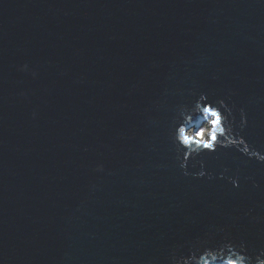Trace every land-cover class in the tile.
Wrapping results in <instances>:
<instances>
[{"label": "water", "instance_id": "1", "mask_svg": "<svg viewBox=\"0 0 264 264\" xmlns=\"http://www.w3.org/2000/svg\"><path fill=\"white\" fill-rule=\"evenodd\" d=\"M261 251L264 0H0V264Z\"/></svg>", "mask_w": 264, "mask_h": 264}, {"label": "clouds", "instance_id": "2", "mask_svg": "<svg viewBox=\"0 0 264 264\" xmlns=\"http://www.w3.org/2000/svg\"><path fill=\"white\" fill-rule=\"evenodd\" d=\"M35 116V114H33ZM211 124L214 126L213 128L210 129V132L201 129L200 131L195 133V136L193 135H187V138L184 139L183 143L184 144H189V142H194L196 145H203L204 148H212V140H215L216 137L212 135L213 132H220V126H219V120H213L211 121ZM211 136L212 140H205V137ZM264 251H261L260 254L256 257L255 264H264ZM247 258L244 256H239L237 260H229V264H245V260Z\"/></svg>", "mask_w": 264, "mask_h": 264}, {"label": "rangeland", "instance_id": "3", "mask_svg": "<svg viewBox=\"0 0 264 264\" xmlns=\"http://www.w3.org/2000/svg\"><path fill=\"white\" fill-rule=\"evenodd\" d=\"M201 129H205V130L208 131V130H209V125L207 124L205 127H202ZM201 129H200V130H201Z\"/></svg>", "mask_w": 264, "mask_h": 264}, {"label": "bare ground", "instance_id": "4", "mask_svg": "<svg viewBox=\"0 0 264 264\" xmlns=\"http://www.w3.org/2000/svg\"><path fill=\"white\" fill-rule=\"evenodd\" d=\"M210 129H211V124H209V132H210ZM205 138H207V139H209L210 138V136H207V137H205Z\"/></svg>", "mask_w": 264, "mask_h": 264}]
</instances>
